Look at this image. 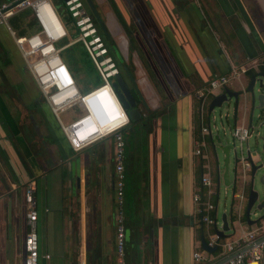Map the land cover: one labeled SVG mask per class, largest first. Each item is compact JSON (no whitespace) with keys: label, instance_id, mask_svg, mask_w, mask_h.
Masks as SVG:
<instances>
[{"label":"crops","instance_id":"0c3cea01","mask_svg":"<svg viewBox=\"0 0 264 264\" xmlns=\"http://www.w3.org/2000/svg\"><path fill=\"white\" fill-rule=\"evenodd\" d=\"M121 1L126 22L129 16V27L146 43L141 60L151 73V78L138 73L146 106H137L140 117L124 127L127 136L121 132L125 264H200L192 253L200 249L199 234L208 240L213 226L197 223L191 200L197 183L193 175L205 171V160L192 155V130L199 107L203 117L208 105L206 98H195V91L231 67L243 66L252 74L261 70L264 0ZM164 40H171L173 51ZM135 65L140 70L138 61ZM246 72L231 80L233 90L246 86ZM33 87L36 97H24L20 107L22 130L8 121L17 145L4 131L8 141L0 147V264L22 263V189L28 179L35 182L38 252L49 255L39 257L38 264H115L112 136L72 151ZM27 104L29 116L23 110ZM68 109L72 112L64 121L58 116L62 123L81 113L77 106ZM246 110L244 103L234 124H247ZM24 116L33 121V138L24 130ZM233 220L222 243L236 239L241 230L256 229L258 237L264 235V214ZM218 249L208 264L222 257Z\"/></svg>","mask_w":264,"mask_h":264},{"label":"built area","instance_id":"2783aa9c","mask_svg":"<svg viewBox=\"0 0 264 264\" xmlns=\"http://www.w3.org/2000/svg\"><path fill=\"white\" fill-rule=\"evenodd\" d=\"M51 0H0V26L13 38L14 45L23 62V68L33 78L38 89V94L57 118L59 127L72 151H78L94 139L111 135L113 139V191L115 201L114 214V248L115 264H125L124 252V216H123V180H124V141L121 134L122 128L129 123V118L119 103L109 79L117 74V66L99 34L91 15L82 0H62L61 9L66 14L77 30V37L70 42L55 48L53 44L66 36L62 23L56 16ZM29 13L25 20H31L32 30L20 36L15 33L9 24V18L25 10ZM80 42L85 52L97 71L101 80L100 84L88 91L80 92L76 88L74 78L58 57L59 51L73 43ZM246 68L231 67L229 73L213 75L207 84L195 91V98L202 102L207 97H212L231 82L238 80ZM264 73V63L261 70ZM242 88L241 90H243ZM201 105V103H200ZM77 106L81 113L67 123H62L58 113L68 108ZM98 108L100 114L98 113ZM199 107V128L197 135L192 139V155L205 160V168L196 183L192 194L193 212L198 222L207 226L216 225L215 204L211 198L218 194L217 184L211 179L207 156L204 153L206 136L211 139V129L202 122V110ZM263 124V123H262ZM251 135L247 124L234 125L231 129L233 147L238 142L240 155L236 160L237 175L233 179L239 182L238 191H232V198L236 200L233 205L234 222L239 223L247 198V185L250 182V162L242 154L241 144ZM216 161V157H215ZM217 165L215 166L216 171ZM23 199L25 203L26 232L23 237L24 260L23 264H38L39 257L48 259V254L40 256L38 252V236L36 230L37 210L35 207L34 190L35 182L28 179L24 183ZM209 246L217 245L221 253L227 257L218 264H264V235H257L256 229L243 231L231 242L218 241L214 231L206 240ZM212 254V253H211ZM222 257H219L221 259ZM195 263L208 264L210 254L204 250L192 253Z\"/></svg>","mask_w":264,"mask_h":264},{"label":"rangeland","instance_id":"374dc122","mask_svg":"<svg viewBox=\"0 0 264 264\" xmlns=\"http://www.w3.org/2000/svg\"><path fill=\"white\" fill-rule=\"evenodd\" d=\"M61 1L62 0H51V2L53 3L52 6L54 7V10L56 12V16L62 23V26L66 31V36L53 44L55 48L61 47L62 45L70 42L78 35L73 23L68 20L65 12L60 8L62 5ZM28 13L29 11L26 9L25 11H23L22 16L26 18ZM0 48H2L6 53L14 55L17 60H22L19 52L14 45L13 38L11 37V35H9V33L3 26H0ZM58 57L64 64L66 63L71 66L76 88L78 87L80 89L88 91L100 84L101 80L99 78V75L95 70L93 64L89 60L85 49L80 42H76L68 47H64L61 51H59ZM23 69L27 72L25 68ZM9 71H11V69ZM26 75L32 85L35 86V82L30 74L27 72ZM8 77L10 78V76ZM17 78L18 77L16 76L15 72L13 78L11 79L17 81ZM112 80L113 78L109 79V82L111 83ZM227 86L233 90V88H231V84H228ZM256 87L257 82H255L253 87L254 96L258 94V92L255 90ZM244 103L246 104L247 109L246 113L244 114L246 123L248 122L250 117L249 127L251 129V135L247 140V149L245 142H242L241 144L242 154L243 156H245L246 150H249L252 163L254 165L262 164V166L255 171L251 184H248V188L251 186V188L257 192V200L251 206L247 218L253 220L264 214V208H256V205L264 199V188L263 185L259 182V175L264 171V102L261 107H257V102L255 100L254 105L251 109L250 95L245 94V96H242V94H240L238 96L236 104L234 103L233 98H230L226 101H223L219 106L214 107L209 114L205 113L208 118V125L211 129V139H209L208 136L206 137V147L204 153L207 156L206 161L210 166V170L207 171L213 177L214 186H216V165L218 170V194L216 202L215 197L211 198L212 203H214L216 206L215 220L217 228H219L220 226L221 214L224 213L227 220H229V215L233 210V205L236 204V200L232 198V191H238L239 188V182L237 180H234L233 183V179L237 175L235 158L239 157L240 152L238 148V142L234 143L235 147H233L232 145L231 129L235 125V121H239ZM250 109L251 115H249ZM71 112L72 109H66L65 112H59L58 116L62 121H64L66 117L71 114ZM125 112L127 114V111ZM202 114L204 115L203 109ZM50 115L53 118L58 130H60L57 118L51 113ZM207 118L205 119L207 120ZM206 120L204 122L205 124ZM121 132L127 136L128 132H126L125 128H123ZM224 138H226L229 142L227 161V173L229 181H231L229 185H224L221 178L224 169V154L218 145L222 143ZM212 145H214V147H212ZM230 233L231 230L225 231V235ZM52 261L56 262L57 258H51V262Z\"/></svg>","mask_w":264,"mask_h":264},{"label":"flooded vegetation","instance_id":"af4514ba","mask_svg":"<svg viewBox=\"0 0 264 264\" xmlns=\"http://www.w3.org/2000/svg\"><path fill=\"white\" fill-rule=\"evenodd\" d=\"M88 1L95 10L97 17L91 12L87 0H82L93 19L109 54L116 63L117 74L115 76H121L125 83L132 86L134 89L136 88L139 98L137 106L140 104L145 107V99L136 79L140 72H143L147 77L150 75L151 78V73H147V67L143 65V61L141 60V46L144 44L146 45L145 41L141 36L136 37L138 34L134 33L132 28L129 27V20H131L129 16L128 23L126 22L123 13L125 10L121 0H96V5L93 0ZM118 3L120 4L119 7H117ZM163 42L171 51V40H164ZM135 61H138L141 64V68L137 67L140 70H136ZM19 63L20 61L17 60L14 55L6 53L0 48V147L4 146L3 140L8 141L4 131L8 133V137L12 144L17 145V137L15 136L13 129L10 128L9 123L11 122L13 124L15 130H22V128H20V120H18V117L20 115V107L21 105H24L23 98L30 97L32 99V97H36V94L34 93L35 89L27 78V72L23 67L21 68V64ZM10 69L11 71H9ZM15 72L18 77L17 81L11 79ZM8 76H10V78ZM149 83L152 84L151 82ZM23 110L27 112L29 116L31 110L29 109L28 104L23 107ZM24 117V130H26L30 138H33V121H31L30 117ZM200 174L201 172L199 174L195 172L193 179L198 180ZM197 223L201 225L200 222L197 221Z\"/></svg>","mask_w":264,"mask_h":264},{"label":"water","instance_id":"95a60500","mask_svg":"<svg viewBox=\"0 0 264 264\" xmlns=\"http://www.w3.org/2000/svg\"><path fill=\"white\" fill-rule=\"evenodd\" d=\"M87 2H88L87 4L89 5V7L91 9V12L94 14L95 17H97L96 12L92 8V5L90 4V2L88 0H87ZM262 61L264 63V58ZM119 79L121 82L119 81ZM255 82H257V87L255 88V90L258 92V94L256 96H254V91H253V87H254ZM111 87H112L119 103L121 104L122 108L125 111H127V116L129 118V120L130 121H137L140 117V113H139V110L137 108V102H138L139 98H138V94L136 92V88L134 89L132 86H129L127 83H125L124 79L118 75L113 77V80L111 82ZM240 94H242L243 96H245V94L250 95L251 109L254 105L255 100L257 102V107H261L263 105V102H264V73L262 71H258L256 74H251L249 76L248 82H247V84L243 90H241V89L240 90H232L229 88H223L221 91H219L217 94H215L211 97V99L207 105L206 113L209 114L214 107L219 106L223 101H226L230 98H233L234 103L236 104L237 100H238V96ZM251 109H250L249 115H251ZM9 121H10V119H9ZM247 124H248V126H250V117H249ZM231 142H232V140H231ZM218 146L220 147V149L222 150V152L224 154V169H223L221 178H222L224 185H229L231 183V181H229L228 173H227L229 142L226 138H224L222 143L219 144ZM212 147H214V145H212ZM245 157L250 162V182L249 183L251 184L255 171L257 169H259L262 166V164L254 165L252 163L249 150H246ZM217 171L218 170L216 168V184L218 185V172ZM259 182L263 185V188H264V171L259 175ZM23 191H24V189H22V196H23ZM256 200H257V192L254 191L250 186L248 188L246 204L244 207V214H245L246 219H248L247 216H248L249 210ZM23 205L25 208L24 200H23ZM256 208L257 209L264 208V199L256 205ZM229 222H232V220H227L226 215L224 213H222L221 217H220L219 228H217L216 225L213 226V231H214V233L218 239L225 238V231L229 230V224H230ZM250 222L251 221H248V223H250ZM22 242H23V239H22ZM199 246H200L201 250H204L208 254H211L212 252L216 251L218 248L217 245L209 246L202 233L199 234ZM22 250H23V245H22ZM230 256H232V254H230L226 257H223L221 259H218L216 262H214L212 264H218ZM23 260H24V250L22 251V263L21 264H23Z\"/></svg>","mask_w":264,"mask_h":264},{"label":"trees","instance_id":"16d2710c","mask_svg":"<svg viewBox=\"0 0 264 264\" xmlns=\"http://www.w3.org/2000/svg\"><path fill=\"white\" fill-rule=\"evenodd\" d=\"M22 13H23V12H21V13H19V14H17V15H14V16H12L11 18H9V24H10L11 28H13V30L15 31V33H16L17 35H20V36H22V35H24L25 33L31 31L32 28H33L31 20H25V18L22 16ZM20 64H21V68H22V67H23V62H22V60H21V63H20ZM251 72H252L251 70H250V71L248 70V71L246 72V74L251 75V74H252ZM210 99H211V97H210ZM210 99L207 98V102H209ZM205 108L207 109V104L205 105ZM205 118H207L206 115L203 116V120H204V121H205ZM199 123H200L199 120H198V121H197V120L195 121V125L193 126V130H192V132H193V138L197 135L198 128H199ZM211 179H212V181H213V177H212V176H211ZM246 189H248V185H247ZM211 202H212V199H211ZM230 218H231V220H233V218H234L232 212L230 213ZM245 218H246V217H245V214H244V212H243V213L241 214V216H240V219H241V220H245ZM221 240H222V239H218L219 242H221ZM218 252H219V249L217 248V250L214 251V252H212V254H216V253H218Z\"/></svg>","mask_w":264,"mask_h":264}]
</instances>
